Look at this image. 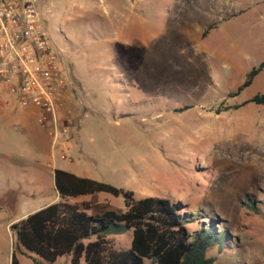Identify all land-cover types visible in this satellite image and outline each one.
Returning <instances> with one entry per match:
<instances>
[{
    "label": "rangeland",
    "instance_id": "1",
    "mask_svg": "<svg viewBox=\"0 0 264 264\" xmlns=\"http://www.w3.org/2000/svg\"><path fill=\"white\" fill-rule=\"evenodd\" d=\"M42 1L69 70L59 110L69 149L53 156L39 109L0 112V264L18 250L7 218L53 186V166L219 218L238 244L213 247L214 264H264V104H242L264 90V68L235 94L264 61V0ZM87 199L90 214L126 210L122 195ZM131 236L109 237L128 249Z\"/></svg>",
    "mask_w": 264,
    "mask_h": 264
},
{
    "label": "trees",
    "instance_id": "2",
    "mask_svg": "<svg viewBox=\"0 0 264 264\" xmlns=\"http://www.w3.org/2000/svg\"><path fill=\"white\" fill-rule=\"evenodd\" d=\"M263 68L264 61L248 73L235 94L249 86ZM247 102L264 104V90L242 104ZM54 180L62 199L11 225L18 240L11 264H21L18 252L31 257L35 264H54L63 255L70 256L71 264H145L147 258L154 264H214L216 256L210 254L213 247L238 244L224 221L206 217L201 211L183 213L168 199H135L129 190L61 168L54 170ZM96 192L122 195L126 210L90 214L88 202L80 205L69 200ZM192 220L199 223L193 232L187 226ZM127 230L132 233L130 247L116 248L109 236Z\"/></svg>",
    "mask_w": 264,
    "mask_h": 264
},
{
    "label": "built area",
    "instance_id": "3",
    "mask_svg": "<svg viewBox=\"0 0 264 264\" xmlns=\"http://www.w3.org/2000/svg\"><path fill=\"white\" fill-rule=\"evenodd\" d=\"M49 12L42 0H0V106L39 109V121L53 127L55 144H63L68 129L57 110L70 79Z\"/></svg>",
    "mask_w": 264,
    "mask_h": 264
},
{
    "label": "crops",
    "instance_id": "4",
    "mask_svg": "<svg viewBox=\"0 0 264 264\" xmlns=\"http://www.w3.org/2000/svg\"><path fill=\"white\" fill-rule=\"evenodd\" d=\"M62 107H63V104L60 105L58 110H57L59 118H65L64 116L61 117V115L59 114V112H60L59 110H61ZM36 109L37 108H35V107L22 108V107H19V106L18 107L0 106V112L1 113L7 114V115H9L11 117H14V118H18L20 115H23V114H25V116L35 115L36 114V111H35ZM24 122H25V120H24ZM49 126L50 125H43L44 128H46V127L50 128L51 127L52 131H53L54 130L53 127L52 126L49 127ZM67 149H69V148H68V145L65 142L63 144H60V143L59 144H55L54 138H52L51 150H52L53 156H55L56 152H57V154L61 158H64V157H66V150ZM47 165H48V167L51 165L50 161L47 162ZM52 168H53L52 172H53V178H54V170L57 167L53 166ZM61 169H65V168H61ZM65 170H67V169H65ZM67 171H69V170H67ZM70 172H73V171H70ZM73 173H75V172H73ZM43 180H44V177L42 175H40V176H37L34 180H31V178H27L26 182L27 183L31 182L32 184L34 183L35 185H40L43 182ZM48 194H50L52 196L48 197L47 199H44V201L39 202V200L41 199L40 198L41 196L44 197V196H47ZM88 195L89 194L80 195V196H77V197L70 198L69 200L71 202H76V203H78L80 205H82L83 202H88L90 204V208H91V203L87 199ZM41 196H39V197H28V198H25L24 200H22L18 204V206L20 207L19 210H18L19 214L17 216H15L14 218H11V217L7 218V222H8L7 225L11 228V225L14 222H17V221L21 220L22 218L26 217L30 213H32V212H34V211H36V210H38V209H40V208H42L44 206H47V205H49L51 203H54V202H57V201L61 200L62 198H61V196H60V194L57 191L56 186H55V180H54V183H53L52 187H50L49 189L46 188V189H44L42 191ZM0 207L3 208V209L5 208V210H7L6 207H8V204L4 203L3 206H0ZM13 235H14V232H13ZM11 256H12V254H11ZM18 257H19V260H20L21 264H25L24 260L22 258H27V255L18 252ZM9 264H11V257H10Z\"/></svg>",
    "mask_w": 264,
    "mask_h": 264
},
{
    "label": "water",
    "instance_id": "5",
    "mask_svg": "<svg viewBox=\"0 0 264 264\" xmlns=\"http://www.w3.org/2000/svg\"><path fill=\"white\" fill-rule=\"evenodd\" d=\"M23 248H24V247H23ZM24 250H25V251H29V250H27L26 248H24Z\"/></svg>",
    "mask_w": 264,
    "mask_h": 264
}]
</instances>
